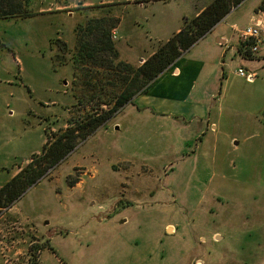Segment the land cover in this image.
Here are the masks:
<instances>
[{"label":"rangeland","instance_id":"obj_1","mask_svg":"<svg viewBox=\"0 0 264 264\" xmlns=\"http://www.w3.org/2000/svg\"><path fill=\"white\" fill-rule=\"evenodd\" d=\"M35 1L28 9L36 16ZM261 6L264 0L254 15ZM117 13L106 9L80 24L88 25L82 38L90 57L63 40L77 41L79 24L73 32L70 17L0 19V188L48 142L57 148L68 132L75 143L14 210L2 212L0 263L40 264L47 248L43 264H264L262 127L254 144L243 142L245 134L236 153L227 160L221 154L199 175L202 166L171 162L158 134L149 133L151 142L140 148L121 141L114 128L124 108L86 139L77 137L135 77L118 67L129 62L100 43L102 32L118 25ZM263 38L257 51L254 40L238 38L243 55H257ZM186 148L185 155L194 151ZM44 163L37 160L42 169ZM170 225L175 232H167Z\"/></svg>","mask_w":264,"mask_h":264},{"label":"crops","instance_id":"obj_2","mask_svg":"<svg viewBox=\"0 0 264 264\" xmlns=\"http://www.w3.org/2000/svg\"><path fill=\"white\" fill-rule=\"evenodd\" d=\"M211 1L36 0L41 7L33 11L36 16L74 19L71 24L74 32L76 25L84 24L103 10H118L114 16L119 22L112 29V40L122 60L138 64L151 57L161 42L179 33L190 19L199 16ZM249 1L252 0L233 9L162 73L147 93L139 94L124 108L120 114L122 121L114 128L121 141L124 136L131 148L132 145L140 148L151 142L153 137L148 138L149 133L158 134V142L168 141L165 147L171 162L202 166L195 170L198 175L207 172L206 166L217 164L221 154L227 160L230 152L236 153L241 146L239 138L245 134L243 142L254 144L256 133L261 127L264 129V121L260 119L264 113V76L261 75L264 41L260 52L247 58L233 32L235 25L260 23L264 36V13L253 14L261 0H254L248 11L243 12L242 7ZM62 38L69 46L77 44L74 37L71 41ZM240 68L254 74V80L240 76ZM186 147L194 151L185 155ZM12 210L14 207L7 213ZM169 228L175 227H167L168 233ZM46 249L42 251L40 264ZM57 263L60 264L59 260Z\"/></svg>","mask_w":264,"mask_h":264},{"label":"trees","instance_id":"obj_3","mask_svg":"<svg viewBox=\"0 0 264 264\" xmlns=\"http://www.w3.org/2000/svg\"><path fill=\"white\" fill-rule=\"evenodd\" d=\"M245 1L246 0H212L199 16L195 17L192 21L187 23L179 33L163 43L137 70H135L134 66L131 64L120 60L118 62V67H122L123 72L127 73L129 71L130 74L135 76L134 79L129 83L128 88L116 97L111 104L112 108L105 111L103 115L90 120L87 124V126L91 127L90 130L88 132L85 131L81 136L77 137L86 139V137L94 132L100 125L111 120L127 105L132 104L134 98L138 94L147 93L155 80L178 61L183 53L190 50L199 40L212 31L219 22L229 15L234 8L238 7ZM28 5L29 0H0V19H27L35 16V14L28 9ZM259 11L264 13V6H261ZM89 24L90 29L88 31L92 34L95 28L92 27V22ZM87 26L79 25L77 27V42H79L77 44L79 46V54L81 57L84 53L85 56L90 55L86 52L87 43L82 38V34ZM115 27H117V23L112 26L111 30H105L102 32L100 35V43L106 44L107 51L113 53L118 60L119 53L112 40V29ZM245 56L247 55L245 54ZM108 69L120 72V69L117 68L108 67ZM87 126L85 125L82 129L85 130ZM66 133L68 134V132ZM67 134L64 135V138H61L59 144L55 145L57 148H52V145L48 142L41 154L34 155L30 159V163L27 167L22 169V171L11 181L0 188V216L4 210H8L17 204L28 189L41 182L51 168L57 166L71 151L75 149V143L73 142L74 138L70 139ZM41 157L45 161V168L43 169L41 168L42 164H37V160Z\"/></svg>","mask_w":264,"mask_h":264},{"label":"built area","instance_id":"obj_4","mask_svg":"<svg viewBox=\"0 0 264 264\" xmlns=\"http://www.w3.org/2000/svg\"><path fill=\"white\" fill-rule=\"evenodd\" d=\"M263 24H254V25H249L244 28H240L237 25L233 27L234 31L238 34V38L241 41H248V40H254L255 42V47L254 51L258 50V44L261 42L262 37H263ZM238 74L244 78H246L249 81H253L255 78L254 74H248L243 68H240L238 70Z\"/></svg>","mask_w":264,"mask_h":264}]
</instances>
